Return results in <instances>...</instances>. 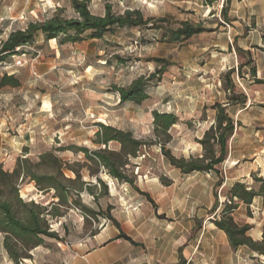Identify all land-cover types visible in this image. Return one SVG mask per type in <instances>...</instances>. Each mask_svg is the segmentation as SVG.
Masks as SVG:
<instances>
[{
  "label": "rangeland",
  "instance_id": "obj_1",
  "mask_svg": "<svg viewBox=\"0 0 264 264\" xmlns=\"http://www.w3.org/2000/svg\"><path fill=\"white\" fill-rule=\"evenodd\" d=\"M87 4L95 15H103L106 5L120 14L138 9L147 25L117 27L100 39L62 44L38 37L0 62V77L13 74L19 82L0 87V163L11 171L26 158L17 179L19 197L62 214L45 217L57 239L42 237V243L19 261L7 255L0 232V264H63L89 248L87 240L95 234L98 252L117 256L112 264H176L179 244L190 250L183 249L187 264H262L264 258L246 247L232 250L229 243L200 234L207 217L219 215L228 204L229 189L236 181L261 194L249 206L236 202L235 221L251 224L248 234L253 239L264 225V87L251 75L254 66L255 78H264V0H230L229 23L220 15L222 0L213 7L200 0H88ZM55 12L77 17L70 0H0V40L28 21ZM183 21L201 23L204 29L170 42L162 31L148 28L177 27ZM155 57L171 64L149 88L148 97L141 103L120 102L115 88L154 71ZM230 96L245 102L228 103ZM218 103L226 105L234 131L217 173H181L152 144L130 158L125 168L133 180L130 185L78 150L98 147L93 138L99 123L153 142L158 138L153 125L156 110L177 117L168 130L166 148L178 157H199L203 149L198 140L213 123V106ZM108 147L118 150L119 144L110 141ZM75 170L80 178L70 180ZM28 172L53 174L70 191L66 203H57L53 189H39ZM220 177L222 182L215 187ZM213 197L217 208L211 213L208 205Z\"/></svg>",
  "mask_w": 264,
  "mask_h": 264
},
{
  "label": "trees",
  "instance_id": "obj_2",
  "mask_svg": "<svg viewBox=\"0 0 264 264\" xmlns=\"http://www.w3.org/2000/svg\"><path fill=\"white\" fill-rule=\"evenodd\" d=\"M77 17L66 18L55 12L50 17L43 19H33L26 23L23 28H17L10 31L7 36L0 40V62L5 61L11 55L17 53L18 49L34 43L40 37L44 41L57 40L60 44L66 42H77L85 38L100 39L104 34L113 28L122 27H143L147 25L148 19H143L138 9H126L123 13H114L110 6L106 5L103 15H95L88 9V0H70ZM204 6L213 7L218 0H200ZM230 0H222L220 15L224 23H229L231 18L228 15ZM213 14V10H210ZM163 20V19H161ZM148 28L162 31L168 41L175 42L187 39L190 36L203 31L201 23H192L183 21L177 27H170L163 24H153ZM240 49H238L239 51ZM157 65L154 71L148 75H140L127 86H117L115 91L118 94L120 102L131 101L141 103L148 97V90L160 80L161 74L171 64L165 58H153ZM233 70H229L226 76ZM251 75L255 82L264 87V78H255V67L251 66ZM225 81H227L225 79ZM5 85L18 86V79L13 74H3L0 77V87ZM233 84L230 81L226 84V89H232ZM234 100L228 97V103ZM216 109L214 121L206 129L202 137L198 140L203 153L199 157H178L175 156L166 143L169 141V128L177 122V117L171 112L153 111L154 134L158 137L153 142H145L135 137L131 131L113 127L109 124L99 123V128L94 132L93 142L98 146L95 149L88 150L86 147H79L85 158L89 161L102 166L106 172L118 181H125L132 185V178L125 174V168L129 164L130 158L138 156L140 149L146 145L157 144L162 155L168 163L181 173L192 172H218L216 165L223 162L227 155V142L234 131V122L226 110V105L215 104ZM161 135L165 138H160ZM110 141L119 144V149L114 150L108 147ZM46 153H43V158ZM22 158L16 162L15 167L11 170L3 169L0 163V232L2 236V245L13 261H19L28 257V251L42 243V237H54L57 235L49 230L46 215L61 216L57 211L47 208L38 202L22 201L18 194L17 179L21 176V162L26 161ZM75 178H80L78 171H74ZM32 180L35 181L39 189L48 191L53 189L58 204H65L70 191L68 187L60 182H56L53 174H36L28 172ZM91 175H94L93 172ZM97 181L100 178L96 177ZM262 180V179H261ZM222 177L218 178L214 184L215 187L220 185ZM261 192L253 187H246L243 182H234L230 189V199L228 204L224 203L219 215L214 213L217 208V200L210 208L214 213L210 221L226 234L229 246L232 250L240 247H246L251 253H256L264 258V225L261 228L260 239H253L248 231L251 224L238 223L233 217V212L237 207V201H241L249 206L253 198L260 195ZM146 195H148L146 193ZM236 199V200H235ZM24 207V209L21 208ZM52 206V205H51ZM94 213V212H93ZM98 213V212H97ZM254 257V256H251ZM177 264H183V260ZM264 264V262H262Z\"/></svg>",
  "mask_w": 264,
  "mask_h": 264
},
{
  "label": "crops",
  "instance_id": "obj_3",
  "mask_svg": "<svg viewBox=\"0 0 264 264\" xmlns=\"http://www.w3.org/2000/svg\"><path fill=\"white\" fill-rule=\"evenodd\" d=\"M214 202H215V198L213 197L212 201L208 205V209H210L213 206ZM212 217L213 216L207 217V218H209L208 219L209 221L204 225V232H202L200 234V238H202L203 235H205V233H206V234H209L211 237L214 236V237L218 238L219 240L224 241L226 244H228V240H227V237H226V234L224 233V231L217 228L210 221V219ZM205 230H206V232H205ZM257 232L258 233H257L256 238L259 239L260 235H261V230H258ZM97 236H98V234H95L92 238L87 240V245L89 246V248L77 253L75 256H72V257L66 259L63 264H112V263L116 262L118 260L116 255L105 256V255L101 254L100 252H98L100 248L97 245H95ZM184 248H185V246L183 244H179L176 247V253H177L178 260H177V262H176V260L172 261V262H176V264H177L180 261V259L183 260V264H187L189 262L188 258H186L183 254ZM186 249L187 248H185V250ZM186 251H187V253L190 252L189 249H187ZM172 262H169V263H172ZM167 263L168 262H166L165 264H167Z\"/></svg>",
  "mask_w": 264,
  "mask_h": 264
}]
</instances>
